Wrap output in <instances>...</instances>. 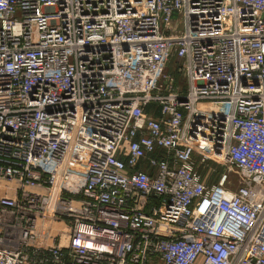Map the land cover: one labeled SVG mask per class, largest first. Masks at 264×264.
I'll return each mask as SVG.
<instances>
[{"label": "built area", "instance_id": "2783aa9c", "mask_svg": "<svg viewBox=\"0 0 264 264\" xmlns=\"http://www.w3.org/2000/svg\"><path fill=\"white\" fill-rule=\"evenodd\" d=\"M0 264H264V0H0Z\"/></svg>", "mask_w": 264, "mask_h": 264}, {"label": "rangeland", "instance_id": "374dc122", "mask_svg": "<svg viewBox=\"0 0 264 264\" xmlns=\"http://www.w3.org/2000/svg\"><path fill=\"white\" fill-rule=\"evenodd\" d=\"M214 104H219V105H221L222 103L221 102H214ZM204 105L205 106H212V102H205L204 103ZM211 166H213V165H211ZM204 168H206V167H204ZM204 168H202V169H200V171L202 172V174H204V176L208 173V170L207 169H204ZM208 168V167H207ZM216 169V168H215ZM217 170H222V169H217ZM234 171V170H233ZM235 173V172H234ZM213 174V173H212ZM209 174V178H208V180H209V182H211V180L212 181H216V180H218L217 179V175L216 174ZM233 177L234 178H236V175L235 174H233ZM219 178V177H218Z\"/></svg>", "mask_w": 264, "mask_h": 264}, {"label": "crops", "instance_id": "0c3cea01", "mask_svg": "<svg viewBox=\"0 0 264 264\" xmlns=\"http://www.w3.org/2000/svg\"><path fill=\"white\" fill-rule=\"evenodd\" d=\"M202 177H204V174H202Z\"/></svg>", "mask_w": 264, "mask_h": 264}]
</instances>
